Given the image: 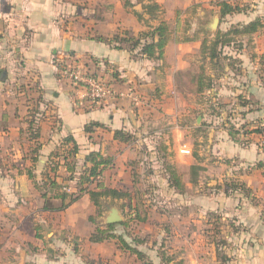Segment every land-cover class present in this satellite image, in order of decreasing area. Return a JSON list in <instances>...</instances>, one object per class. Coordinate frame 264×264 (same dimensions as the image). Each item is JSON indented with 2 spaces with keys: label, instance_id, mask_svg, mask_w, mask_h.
<instances>
[{
  "label": "crops",
  "instance_id": "obj_1",
  "mask_svg": "<svg viewBox=\"0 0 264 264\" xmlns=\"http://www.w3.org/2000/svg\"><path fill=\"white\" fill-rule=\"evenodd\" d=\"M154 2L161 10L158 19H149L144 13L143 4H147L146 1L0 0V264H85L80 259L82 255H76V242L66 239V235L68 232L73 235L77 232L76 235L82 236L87 226L88 238L81 249L87 247L90 250L95 247L93 244H101L89 240L93 234L91 217L94 212L97 216L101 214L97 213L88 195H83L68 208L58 210L60 201L54 199L50 192L47 197H42L43 191L38 190L34 182L41 183L46 165L50 159H54L60 166L53 181L57 185L69 187L66 191L69 194L77 192L76 181L67 180L70 174L62 164L63 157H56L61 155L59 145L66 136H71L79 146L76 156L79 165L89 153L99 152L101 156L111 158L113 163L103 175L115 169L116 175L118 172L124 175L117 181L130 179L133 182V168L137 167L140 159L132 147L137 141L146 143L155 136L165 137L154 125L159 118L167 120L168 116L179 117L185 122V125L171 128L170 133L185 137L177 150L189 160L187 181L183 180L184 172L178 171L172 163H164L161 167L174 168L183 185V192H188V186L197 188L198 173L208 168L199 164L202 158L196 154L197 150L191 155L193 148L187 145V141L194 133L198 145L203 142L201 137L205 135V150L211 156L212 163L204 167H211V184L216 185L217 190L210 196L219 200V211H223L224 205H233L235 198L242 199L237 193L227 196V181L243 185L247 192L245 198L259 200L260 206L256 210V207L247 205L246 211L250 212V216L244 219L246 224L243 228L247 236L241 241L237 238L227 242L235 251L232 256H227L229 260L224 264H264V75L257 72L258 62L253 59L255 61L243 64L242 79L247 80L244 86L234 88L230 82H235L226 79L229 81V84L226 83L228 87L215 89L214 83L218 79H214L212 68L218 65L211 63L207 53L203 54L201 50L203 43L206 41L209 45L218 31L226 33L227 26L211 34V41L207 36L204 37L205 26L199 32L189 34L190 31H186L185 39L173 41L169 21L174 15L178 26L179 22L183 23L181 16L187 12L193 0ZM216 15L218 22L231 21L230 16L220 18L218 9ZM255 18L246 17L247 22ZM161 21L168 27V43L162 60L134 57L129 51L116 49L115 45L109 43V40L117 35L122 36L124 32L131 38H138L140 34L155 29ZM232 21L228 28L235 25V20ZM260 31L249 36L259 43L252 52L255 56L264 54V37ZM99 38L105 41H99ZM172 48L174 54L171 53ZM227 50L223 55L233 57L230 64L236 57L244 60L243 56L247 52L246 46L238 54L233 53V49ZM68 58H93L105 63L115 72L114 90L124 92L128 85L132 86L141 95L140 104L133 105L129 99L121 97L102 106L100 103H89L90 107L84 111L74 110L73 95L78 92L73 86L58 81L55 75L57 64ZM222 67L224 73L230 74L228 63ZM106 69L101 67L103 73ZM202 71L212 80L211 88L200 93L187 89L181 91L177 77L185 79L188 76L189 82L193 84L192 79ZM190 96L194 97V101L191 102ZM25 98L34 99L32 104L46 111L37 122L36 153H33L35 142L28 138L30 117L27 116L31 115L29 107L33 105L29 102L24 104L27 102ZM223 103H227V106L223 107ZM153 104H159L163 114L156 112ZM192 118L194 125L189 124ZM55 120L58 121L56 128ZM91 124L95 126L91 128ZM86 127L92 131L85 132ZM118 131L128 134L130 141L123 143L115 140L114 133ZM149 143L150 140L145 144L148 152L153 149ZM166 149L163 144L161 150ZM7 150L15 154V161L7 160ZM183 150L189 153L184 154ZM147 157L151 158L152 155ZM149 160L154 163V159ZM129 165L132 169H129ZM79 170L80 167L77 168ZM28 172L33 180L29 178ZM154 174L156 176V172ZM160 174L167 190L172 191L166 169L157 172L158 176ZM116 191L128 194L119 189ZM196 191L197 195L200 190ZM86 201L88 206L83 205ZM244 208L240 210L241 214L245 213ZM77 213L81 225L76 224L79 230H74L70 228L75 226L70 220L77 217ZM104 221L106 228L108 225ZM212 250L215 251V247ZM105 257L108 258L107 252ZM125 257L129 259V255ZM204 259L203 254L196 256L195 260L183 255L178 261L172 256L160 257L157 253L153 256L147 254L146 257L152 264H204ZM129 260L142 264L136 256H131ZM213 261L223 264L216 258Z\"/></svg>",
  "mask_w": 264,
  "mask_h": 264
},
{
  "label": "rangeland",
  "instance_id": "obj_2",
  "mask_svg": "<svg viewBox=\"0 0 264 264\" xmlns=\"http://www.w3.org/2000/svg\"><path fill=\"white\" fill-rule=\"evenodd\" d=\"M221 1L223 0H193L191 6L186 10L187 12H184V14H182L181 17H183L184 21L183 23L179 22V26L174 20L176 19V17H174L173 15L168 24L169 29L171 30L173 35V41H181L182 39L186 38V31H190L189 34L194 31L199 32L204 26V37L207 36V39H209L210 35L214 34L216 30H221L219 29L220 27L225 28L227 26V29L229 30L230 27L228 28V25L230 22H233L232 20H235L234 27L239 28L240 25L246 24V17H264V0H224L238 5L242 12L231 15V21L219 20L217 28L210 29L206 26L207 24H209V22L212 21L213 18L218 17L216 15V4ZM160 12L161 11H159L158 14H160ZM260 32L262 37H264V29ZM233 38L235 39L230 44V46L226 47L221 56H218L217 68H212V75L214 76V79H218L215 80L214 83L215 89L221 90V88L224 86L228 87L229 81L227 82L226 79H231L235 82H230V86H233L234 88L239 89L244 86L247 80L242 79L244 75L243 64L244 62L255 61L253 59H256V62H258L259 68L257 69V72L264 75V54L256 56L252 55L254 48H256L259 44L257 42L258 40L256 39V41L253 36L249 37L241 35H236ZM244 46H246L247 48L246 55L243 56L244 60L242 59V57H240V59L236 57V59L233 60V63L230 64L233 57L223 55L228 51L227 48H229L230 50L233 49V53L238 54ZM171 53H175L174 48H172ZM76 60L78 61L71 64H74V66L83 67L85 68L84 70L90 69V75L94 74L95 76L102 78L103 72L101 71V69L97 70L96 72V67L92 64L93 62L88 59ZM227 63L230 67V72H228L230 74L224 73V69L222 67H225ZM101 67L102 69L104 68L103 64H101ZM247 75H249V72ZM62 76H64V74H62ZM189 76L192 77L190 72ZM189 79L190 78L188 76H186L185 79L181 78V76L176 78L178 84L181 83V86L179 84V88L181 89V91L185 89L191 92L194 91V84L190 83ZM176 80L175 82H177ZM64 83L69 86L71 84V81L67 80V82ZM114 84L115 83H113V86ZM182 84L184 86H182ZM70 86L72 87V85ZM179 88L177 89L180 91ZM129 89H133V87H129L128 85L124 92H116L118 94H125ZM133 90H135L136 92L138 91L137 89ZM73 97H75L74 110L76 111H84L85 108H89V103L95 105V103H91L89 100L81 97L78 94H74ZM120 98L121 97L114 96L109 100L100 102V104L102 106L105 105V103L107 104L110 101H117ZM189 98L191 102L194 101L193 96H190ZM25 99L27 102H25L24 104L29 102L31 103V105H33L32 101L34 99ZM158 105L159 104H153L155 111H159L163 114L162 108H159ZM222 106H227V103H223ZM45 112L46 111H43V109H39L38 118H43V113ZM226 112H228V110ZM32 113L33 112H31V114ZM30 116L31 115H28L27 117ZM168 118L169 119L167 120H161L159 118L157 120L158 122H155L154 126L159 130L156 131L164 133L165 137L161 135L160 137L155 136L152 139L149 138V145H152L153 147L150 152L146 151L149 149L145 145L148 144L149 140L146 143L137 141L136 144L132 147V149L137 152V157L140 159L137 167L133 168V171L135 172V174L132 175L133 182H130V179L126 180L125 182H123L122 180L117 181V178H123L124 175L120 174L121 172H118L116 175L114 173L115 169H112V172L115 174L114 176H111V174L113 173L109 171L102 177L105 187H107L108 189H119L122 192L128 193L130 197L129 199L123 198L120 200H113L112 198H102L100 211L101 215L97 216L96 212H94L91 217V230L94 233L98 228L101 230L105 228L103 221L104 217L109 214L110 208L118 209L119 214L122 218V222L118 225H113V230L111 233L114 235L115 239L109 240L107 242H102L101 244H93L95 245V247L89 250L87 247L81 249V245H83L84 241L88 238L87 226L85 232L82 233V236L76 235L77 232L75 235L70 232H68V235H66V239H70L72 243L76 242V255H82L80 259L83 263L136 264L131 261L132 259L129 260L131 256L134 255L130 254L129 251L126 250L122 245L120 240H118V238H122L129 246H131L132 248H136L137 250L142 252L145 257H147V254H152L153 256V254L157 253L160 255V257L161 255H164V257L172 256L178 261L179 257H183V255L195 260L196 256L203 254V256L205 257V259L203 260L204 264H215L213 261V259L215 258L217 261L219 260L224 264V262L229 260H227V256H232V252L235 251V249L232 250V246H230L227 242H230L231 240L233 241V239L237 238L241 241L242 239H244V236H247L245 235V231L243 229L245 226L244 224H246V221L244 219L250 216V212L246 211L248 207L247 205L251 207L254 206L256 207V210H258V208H260L259 200L246 199L245 197L247 193L237 194L240 195L242 199L239 200L235 198V203L233 205H224L223 211H219V209L217 208L219 206V200L210 196L215 190H217V186L211 184V181L213 180V178H211L212 173L210 174L211 167H204L205 165H211L212 163L211 156H208L209 153H207V151L205 150L207 144L204 143L206 139L205 135L201 137L203 142L196 145V139L193 135L194 133L191 134L188 138L187 145L189 147L192 146L190 148H193V151H191V155L192 153H194V150H197L198 153L196 154L200 156V158H202L199 164H201V167L203 168H208L209 171L208 169H205L204 171L198 173L197 188L188 186L187 193L183 191L175 192L174 190H167L166 183L163 180V176L161 174L159 176L157 175V172L162 170L164 171L165 169L164 166L161 167V165L168 162L172 163L178 171L184 172V182L187 181L186 173L189 166V160L187 161L188 158L186 159L183 155L179 154V151L177 150L179 143H183L185 137H183L181 134L175 135V132L174 134L170 133L171 128L175 126L185 125V122H183V120H180L179 117L171 118L168 116ZM57 124L58 121L55 120V128L57 127ZM189 124L194 125L193 118L190 119ZM163 144L167 148L166 151L161 150ZM199 144H201V148H199ZM7 151V160L15 161V154H13L11 150ZM199 152L201 155H199ZM145 154L147 156L152 155V157L148 158ZM149 159H154L153 164L155 165V167L153 166L152 162L150 163ZM131 167L132 166L129 165V169H132ZM155 172L156 176L154 174ZM228 182L233 181H227V183ZM70 186H73V184ZM64 189L65 191H67L69 187H64ZM196 189H198V191L200 190L197 195ZM136 204H140V212L142 211L143 213H145L142 214V218H145V220L142 222H138L134 219V211L132 209ZM83 205L88 206V201L84 202ZM245 206L246 208H244ZM242 207L244 208L245 212L243 214H241L240 211ZM70 221L75 225L74 227L70 228L79 230L76 225H81V222H79L78 213L77 217L74 216L73 220ZM60 222L62 223V221ZM239 222L242 223L240 224ZM213 247H215V251L212 250ZM106 252L108 254L107 259L105 257ZM125 255H129V259H127Z\"/></svg>",
  "mask_w": 264,
  "mask_h": 264
},
{
  "label": "trees",
  "instance_id": "obj_3",
  "mask_svg": "<svg viewBox=\"0 0 264 264\" xmlns=\"http://www.w3.org/2000/svg\"><path fill=\"white\" fill-rule=\"evenodd\" d=\"M138 3L143 4V11L148 15L149 19H158L160 7L157 5L154 0H136ZM217 9L219 10L220 18H225L226 16H231L235 13L242 12L238 5L230 3L228 1H221L216 4ZM138 16V15H137ZM140 18V16H138ZM235 25L230 26L229 30L221 34L220 31L217 32L215 39L207 45L206 41L202 45V53H207L208 58L211 63H217L218 56L222 55L223 49L230 46V44L234 41L233 38L236 35L241 36H251L253 34L258 33L261 29H264V17H257L254 20L247 22L246 24L240 25L239 28L234 27ZM99 41H105L101 38ZM110 45H115L116 49L122 50L125 49L129 51L131 54H134V57L140 56L147 60H162L164 54V48L168 43V27L165 22L161 21L159 25L153 29L152 31L145 32L139 35L138 38H131L125 32L122 36H115L113 39L109 40ZM127 46V47H126ZM223 50V51H222ZM93 59V58H92ZM88 59L93 62V66L96 67L97 70L101 69V64L106 66V72L102 74L101 80L105 81L108 85L113 86V83H116L115 72L112 68L107 67V65L103 62L97 60ZM78 60H67L60 61L56 67V77L58 81L67 82L68 79L62 76L64 70H67L70 67H73L74 64ZM90 69L84 70V74L90 75ZM95 78H99L92 75ZM111 76V77H109ZM113 77V79H112ZM104 78V79H103ZM109 78V79H108ZM64 79V80H63ZM194 84V90L196 93L202 92L204 89L211 88L212 80L207 78L202 71L196 77L192 79ZM72 85V84H70ZM73 86V85H72ZM73 89L75 87L73 86ZM95 105H98L96 102ZM94 105V104H93ZM100 105V104H99ZM30 120L28 122L29 128V139L30 141L35 142L36 148H34L33 153L38 151V130H37V122L42 118H38L39 107L37 105H33V107L29 108ZM38 118V119H37ZM95 126V124H91V128ZM89 127L85 128V132H91ZM115 140H119L120 142L127 143L130 141V136L125 134L123 131H118L114 133ZM65 146V147H64ZM59 149L61 155L56 157H63V165L66 166L68 173L70 174L68 181H76V189L77 192L75 194H69L64 189L65 186L57 185L53 181V176L60 164L56 162L54 159H50L48 164L46 165L44 172L42 173L41 183H35L34 185L38 190L43 191L42 197H47L48 193H52L53 198L60 201L61 205L58 210H64L72 205L74 202L79 200L83 195H88L90 202L93 204L95 208H97V213L100 214L101 202L100 199L102 197H111L112 199H122V198H130L128 194H123L121 192L116 191L115 189H108L103 184V173L107 169L111 168L113 163L111 158H106L100 155L99 152H91L86 155L79 165V162L76 160V156L79 153V146L76 141L71 136H66L62 139ZM80 167V171H77V168ZM166 172L168 175V183L171 189L175 192L183 191V185L179 176L177 175L174 168L167 166ZM29 178L33 180V176L28 172ZM77 175V176H76ZM76 176V177H75ZM225 192L227 196L232 194H246V190L243 185L235 182H228L225 184ZM141 205L136 204L132 209L134 212V219L139 221H144L145 218H142V211L140 212ZM113 230V225L106 226L105 230L96 229L95 232L90 236L89 240L92 243H101L103 241L115 239L114 235L111 233ZM122 245L126 250L129 251L130 254L136 256L142 264H152L148 260L142 252L138 251L136 248H132L129 246L122 238H118ZM173 259H170V261ZM181 264V263H177Z\"/></svg>",
  "mask_w": 264,
  "mask_h": 264
},
{
  "label": "built area",
  "instance_id": "obj_4",
  "mask_svg": "<svg viewBox=\"0 0 264 264\" xmlns=\"http://www.w3.org/2000/svg\"><path fill=\"white\" fill-rule=\"evenodd\" d=\"M83 67L73 66L64 70V78L71 81V84L75 87L77 94L83 98H86L90 102L100 103L113 98L114 96L126 97L131 101L133 105H139L141 102V95L135 90L129 89L125 94H118L114 87L108 85L100 78H95L92 75H85ZM130 87V86H129ZM135 91V92H134ZM264 126V124H263ZM184 154H188L187 150L182 151ZM65 190V189H64Z\"/></svg>",
  "mask_w": 264,
  "mask_h": 264
},
{
  "label": "water",
  "instance_id": "obj_5",
  "mask_svg": "<svg viewBox=\"0 0 264 264\" xmlns=\"http://www.w3.org/2000/svg\"><path fill=\"white\" fill-rule=\"evenodd\" d=\"M217 24H218V19L215 18L213 20V22L210 24L209 28L210 29L216 28ZM104 222H105L106 225H115V224L121 223L122 222V218L119 215L118 209L112 208L110 210L109 215L106 217Z\"/></svg>",
  "mask_w": 264,
  "mask_h": 264
}]
</instances>
